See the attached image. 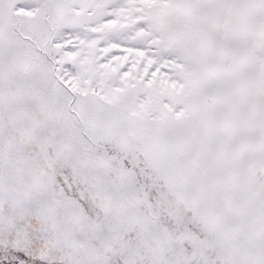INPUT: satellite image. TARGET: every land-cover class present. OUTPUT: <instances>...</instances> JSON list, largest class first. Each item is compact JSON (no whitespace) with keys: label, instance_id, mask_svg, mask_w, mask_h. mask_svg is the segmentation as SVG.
<instances>
[{"label":"snow or ice","instance_id":"6c2138e0","mask_svg":"<svg viewBox=\"0 0 264 264\" xmlns=\"http://www.w3.org/2000/svg\"><path fill=\"white\" fill-rule=\"evenodd\" d=\"M0 264H264V0H0Z\"/></svg>","mask_w":264,"mask_h":264}]
</instances>
